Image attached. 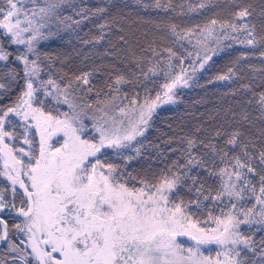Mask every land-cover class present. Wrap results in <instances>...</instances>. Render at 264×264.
<instances>
[{
  "label": "snow or ice",
  "instance_id": "6c2138e0",
  "mask_svg": "<svg viewBox=\"0 0 264 264\" xmlns=\"http://www.w3.org/2000/svg\"><path fill=\"white\" fill-rule=\"evenodd\" d=\"M0 264H264V0H0Z\"/></svg>",
  "mask_w": 264,
  "mask_h": 264
},
{
  "label": "trees",
  "instance_id": "16d2710c",
  "mask_svg": "<svg viewBox=\"0 0 264 264\" xmlns=\"http://www.w3.org/2000/svg\"><path fill=\"white\" fill-rule=\"evenodd\" d=\"M90 4H96L98 0H88ZM116 4L123 8L125 0H115ZM127 3L129 6H131V0H127ZM115 11V9H113ZM139 13L140 15H148L147 13L140 12L139 9H133L132 11V18L134 19L136 14ZM151 15L156 17H165L166 14L164 13H151ZM207 15H211V13H207ZM177 22L179 23H193L197 21H201L204 19L203 16L200 17H183V18H176ZM144 27H150V26H144ZM243 49L240 48V46H236V51H241ZM216 59V66L209 72L207 75L215 74V72L222 70L223 65L226 62V58H215ZM252 63L259 65L260 62L258 60H253ZM207 75H202L201 77V83H204V81L207 78ZM235 86V85H226L225 83H218L216 85H208L207 90L201 89V88H194V89H184L182 90L184 101L188 104H191L194 100L200 99L201 97L206 98L211 103L205 104L203 106H197V111H205L208 107H211L212 103L216 102L217 96L219 95V92L226 91L228 87ZM185 110L184 104H179L176 106L172 105H165L163 108H161L160 111V117L163 118V120H167V118L171 117L173 120L175 119L176 115L182 114ZM162 119L157 120V126L161 129L166 130L165 123Z\"/></svg>",
  "mask_w": 264,
  "mask_h": 264
}]
</instances>
